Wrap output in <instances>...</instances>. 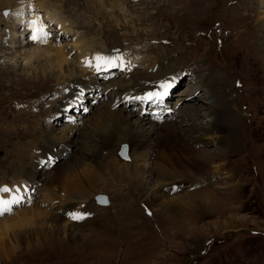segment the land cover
Here are the masks:
<instances>
[{
  "label": "rangeland",
  "instance_id": "obj_1",
  "mask_svg": "<svg viewBox=\"0 0 264 264\" xmlns=\"http://www.w3.org/2000/svg\"><path fill=\"white\" fill-rule=\"evenodd\" d=\"M46 1L66 17L64 0ZM130 1L126 15L78 2L73 36L48 20L41 49L50 43L66 57L61 75L87 72L82 84L66 82L64 102L66 83L50 79L60 74L55 56L14 57L24 25H13V7L0 9V210L10 205L0 214V264H264V0ZM148 93L160 109L138 99ZM92 130L111 138L98 165L84 147ZM54 140L51 153L35 150ZM37 154L47 168L28 174ZM114 154L130 172L113 173ZM108 180L116 190L100 189ZM99 194L109 206L94 203ZM76 205L87 212L73 224L57 216Z\"/></svg>",
  "mask_w": 264,
  "mask_h": 264
},
{
  "label": "bare ground",
  "instance_id": "obj_2",
  "mask_svg": "<svg viewBox=\"0 0 264 264\" xmlns=\"http://www.w3.org/2000/svg\"><path fill=\"white\" fill-rule=\"evenodd\" d=\"M49 1H53V2H60L58 0H49ZM78 2L79 3H82L81 6H84L85 10L87 9L88 13L90 11H93L94 8L92 6H88L89 5V2H93V0H64L63 2V7L67 8V11L65 12L66 14V17L64 16H60L59 13H57L56 11V6L53 7V5L46 1V0H0V9H3V8H7L9 6H11V8L13 7V12L16 13L15 16H17V18L19 19L18 21H16L17 24H13V25H24L22 28V36H24V40H25V43H21L19 42L17 44V46L13 49L12 51V55L14 57H17V56H20V57H24L25 58V64L27 63H30L31 60H34L35 58H41V57H45V58H51L52 56H55V63H54V67L60 71V74L57 72V74H59V77H56V78H50V79H54V81L52 82H61L62 80L64 81L62 84H60L61 86H63L66 82L68 83V81L71 83V85L73 83H81L82 81V78H84L85 76H87V72L86 70L82 69L81 66H80V69H77L76 67L72 68V69H69L68 72L65 71L63 72V74L61 75V72L63 70V67H66L65 64L67 63L66 61V57L63 55V57L61 56L60 54V51L57 50L54 52V50L56 49H53L51 48V44L49 43L45 49H41V46H40V43L39 42H43L44 40L48 39L49 38V33L46 32V29H50L51 27L48 25L49 22L48 20L49 19H52L54 21H52V23L54 24V27L53 28H57L58 31L62 30V31H67L68 33H71V36H73V26L76 24L75 21H72V18H73V14H74V9H76L77 7H80V5H78ZM130 0H98V2L96 3H101L103 5V7H106V9H108V7H110L111 9H113V11H115V13H123L124 15H126V13L130 14L132 12H130V10H128L127 6L128 4H130ZM197 3L199 6V0H191V3L194 4ZM14 3V4H13ZM57 3V4H58ZM24 4H26L27 6L29 5L30 6V9H32V12H30L28 10V13L25 14L27 12V9L26 6H24ZM56 4V5H57ZM28 6V7H29ZM42 8V9H41ZM39 10H44V13L45 15H41L39 12ZM110 10V9H108ZM112 11V13H113ZM26 15V16H25ZM71 15V16H70ZM128 16V15H127ZM130 17V16H129ZM115 18V17H114ZM25 19V21H23ZM32 21H37V25L35 27H42L43 28V31L44 33H47L46 36L41 35V39L39 40H33L31 37H32V33H33V25H32ZM24 24H23V23ZM118 22V21H117ZM59 24L58 27L56 26V24ZM90 23V22H88ZM61 25H63L61 27ZM102 25V24H101ZM87 26H89L87 24ZM5 27V24L4 22L0 21V30H3ZM24 27H26V29H24ZM90 29V27L88 28ZM14 34V32H13ZM39 34V33H38ZM12 35V33H11ZM105 37H107L108 35H110L109 33H104ZM29 38V40H27ZM118 39V38H117ZM47 42V41H46ZM48 43V42H47ZM14 44V43H13ZM1 45V44H0ZM22 46H25L27 47V49H29L28 51L26 52H20L19 51V48H21ZM30 46V48L28 47ZM32 48V50H31ZM48 48V50H46ZM2 49V48H1ZM12 49V48H9V50ZM8 50V49H7ZM8 50V51H9ZM31 50V51H30ZM1 51V50H0ZM2 51H5L6 50H2ZM63 60H64V63H63ZM82 61H87V58L85 57V53H83V57L81 59V62ZM105 65V64H104ZM109 65V63H108ZM13 68V67H12ZM11 68V70H12ZM68 68V67H67ZM158 71H160V68L158 69ZM17 75V74H16ZM157 75V74H156ZM13 76V75H12ZM18 76V75H17ZM157 76H154V75H149L147 77H144V78H141V76H138L136 78H132L130 81V85L133 86V87H138L141 83H142V86L145 84V82L149 81V80H153V78H155ZM19 79V78H18ZM21 79V78H20ZM80 79V80H79ZM21 81V80H20ZM49 81V80H48ZM84 81H82L83 83ZM66 83V86L63 88L62 90V95H61V98L64 102V100L66 98H68L69 94H70V91L72 88V86H69L67 87L70 83H68L67 85ZM81 83V84H82ZM51 84V83H50ZM50 84H47V87H49ZM58 84V83H57ZM93 84V83H92ZM54 85V84H53ZM59 85V84H58ZM45 86V84H44ZM43 86V87H44ZM91 86V85H90ZM130 86V87H131ZM46 87V86H45ZM127 86H123V87H119L118 90H116L115 92H113V97L116 98V93L117 92H120L121 90H124ZM39 88V87H38ZM3 89V88H2ZM1 89V90H2ZM40 89V88H39ZM43 90V89H42ZM132 90V89H131ZM40 91V90H39ZM152 91V90H151ZM155 92V91H153ZM132 93V92H131ZM75 94H77V92H75ZM74 94V95H75ZM150 94V93H148ZM77 96V95H76ZM139 99V98H138ZM71 100V99H70ZM115 100V99H114ZM140 101H146V97L143 96L139 99ZM152 101V102H151ZM150 101V105H152V107L154 109H160V103L162 102L161 99L160 101L159 100H155V97L153 99H151ZM132 104H139L137 102V98H133L132 101H130ZM35 103V102H33ZM35 105V104H34ZM37 106V105H36ZM34 107V106H33ZM66 107V105H65ZM23 108V107H22ZM31 110V109H30ZM68 110V109H67ZM37 113V112H36ZM32 114V113H31ZM36 116V115H35ZM39 117V116H38ZM40 117H42V114H40ZM81 117V116H80ZM24 118V117H23ZM150 119L152 120L153 119V116L151 115ZM37 122V125L36 127H38V125L40 124L39 121H32L31 123H35ZM22 123V122H21ZM25 124V123H24ZM32 124V125H33ZM31 124H29L28 126L25 124V129L28 128V129H31L32 127ZM24 128V127H23ZM32 130H33V127H32ZM17 132V131H16ZM75 133V130H72L71 131V135H73ZM130 138L128 139L127 141V144L131 145V142H132V136L134 135L133 132H131L130 134ZM21 136V135H20ZM31 140V139H30ZM28 141V140H27ZM65 141H70V140H62V142L64 143ZM86 145L84 146L86 149H87V158L89 161H91L94 165H98L100 160H102L105 155L107 156L109 154L108 150H110V145H111V138L109 136H102V135H98L97 132L95 130H92V135L89 137L88 140H86ZM92 145L89 144L90 142H92ZM55 144L52 145V146H48V145H39L38 147L36 146L35 150L37 149L38 151H40L42 154L45 152H48V153H51L52 151H54L56 148L58 149V146L60 145V143L58 141H53ZM29 144V142H26L24 144L21 143L22 147H19V150L17 151H14V155H12V160L13 159H17V158H22L23 157V153L25 152L24 149L25 147H27V145ZM67 144V143H66ZM26 157V156H25ZM28 158V157H27ZM112 158L115 160L114 162H107L109 168L113 171V173H116L119 171V167L122 168L123 172H130V169L132 168H125V166L127 165H124V164H121L119 165V163L116 161L115 159V154H114V157L112 156ZM29 161L31 162V164H29L27 167L25 166V169L26 171L28 172V174H30V170H27L29 168L32 167L33 164H36L38 167H40L39 171L41 172L42 169H46L47 168V164H45V166L43 167V160L44 158L42 157V155L40 156L39 154H37V156H32L28 158ZM43 159V160H42ZM28 161V160H27ZM132 157H131V162L132 163ZM11 165V164H10ZM131 165V164H129ZM128 165V166H129ZM10 167V166H9ZM8 167V168H9ZM39 172V173H40ZM116 176L111 179V181H114L116 183V180H115ZM185 179V178H184ZM20 180H24L28 183V185L30 184V181L29 179H27L26 177H23L17 181H20ZM123 180V179H122ZM17 181H11L13 183H16ZM92 183V182H91ZM89 183V187L92 186V184ZM121 183V182H119ZM169 184H174V182L172 183H169ZM168 184V185H169ZM111 185H113V189L116 190V185L113 183V182H110L109 180L104 184L103 187H101L100 189H104V188H111ZM119 186V184H117ZM130 185V184H128ZM162 185V184H161ZM161 185H160V188L161 189ZM170 185V186H171ZM18 186V185H17ZM27 186V184H26ZM117 186V187H118ZM163 186V185H162ZM121 187V186H120ZM94 188V187H93ZM119 188V187H118ZM123 188V187H122ZM129 188V187H128ZM130 189V188H129ZM112 190V188H111ZM110 190V191H111ZM127 190V189H126ZM170 188L167 190V194H169V191ZM86 191V190H84ZM82 190L81 193L84 192ZM118 191V190H117ZM123 191V190H122ZM115 194V193H114ZM118 194V193H117ZM121 194V193H120ZM123 194V193H122ZM125 194V193H124ZM19 195H20V198L22 197V191L19 192ZM132 195V194H131ZM99 196V195H98ZM134 196V195H133ZM127 199V198H126ZM2 200H7V198H4ZM136 200V199H135ZM118 203V202H116ZM75 204V203H74ZM137 204V202H136ZM141 203H139L140 205ZM1 203H0V209H1ZM71 205V204H70ZM126 205V204H125ZM135 206V205H134ZM138 206V205H137ZM167 206V203L165 202L164 203V207ZM136 207V206H135ZM139 208V207H138ZM137 207L134 208L133 210L135 212L139 211ZM120 209V208H118ZM131 209V208H130ZM144 210V209H143ZM90 211V210H89ZM123 211V210H122ZM121 211V212H122ZM125 211V210H124ZM133 211V212H134ZM164 211V210H163ZM83 212H87L83 206L82 208L80 207V205H76V206H73V207H67L65 210H63V213L61 212V214H57L58 217H61L63 218L64 221H68L69 223H72L73 222H70L69 220H75V219H72V215H78L80 217H83ZM117 212V211H115ZM132 212V211H131ZM119 213V212H118ZM144 213V212H143ZM131 214V213H130ZM137 214V213H136ZM134 215V214H133ZM131 216V215H130ZM67 226V223H63L62 227L65 228Z\"/></svg>",
  "mask_w": 264,
  "mask_h": 264
},
{
  "label": "snow or ice",
  "instance_id": "obj_3",
  "mask_svg": "<svg viewBox=\"0 0 264 264\" xmlns=\"http://www.w3.org/2000/svg\"><path fill=\"white\" fill-rule=\"evenodd\" d=\"M31 23H32V25L34 26V27H33L32 37H31L33 40H39V39H41V35H40V34H42V35H44V36L47 35V33H44L42 27H40V28L35 27V26L37 25V23H38L37 21H32ZM38 33H39V34H38ZM162 87L165 89V91H164L163 93H160V94H159L161 97H162L163 95H166V94H167V88L170 87V85H169V84H163ZM153 95H157V94H155V93H150V94L146 97V99H151ZM7 190H8L7 188H0V191H5V192H6ZM0 203L6 204L7 202H6V201H0ZM81 218H82V217H80V216H78V215H72V219H81Z\"/></svg>",
  "mask_w": 264,
  "mask_h": 264
},
{
  "label": "water",
  "instance_id": "obj_4",
  "mask_svg": "<svg viewBox=\"0 0 264 264\" xmlns=\"http://www.w3.org/2000/svg\"><path fill=\"white\" fill-rule=\"evenodd\" d=\"M121 154H123V157L125 158L126 157V155L123 153V152H121ZM95 201L99 204V205H104V206H106L107 205V197L106 196H102V195H97L96 197H95Z\"/></svg>",
  "mask_w": 264,
  "mask_h": 264
}]
</instances>
